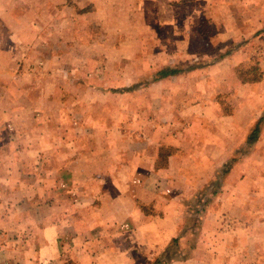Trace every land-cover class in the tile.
I'll list each match as a JSON object with an SVG mask.
<instances>
[{
	"label": "rangeland",
	"instance_id": "1",
	"mask_svg": "<svg viewBox=\"0 0 264 264\" xmlns=\"http://www.w3.org/2000/svg\"><path fill=\"white\" fill-rule=\"evenodd\" d=\"M152 2L0 0V161H28V170L48 175L45 185L59 192L82 186L88 174L96 178L92 184H106L115 145L113 161L121 166L131 158L154 161L153 173L161 174L151 182L168 191L157 210L145 206V212L162 213L164 198L180 196L179 234L148 261L165 264L188 253L180 240L188 228L192 248L206 235L208 220L228 223L217 210L229 216L245 206L254 209L249 220L264 216V121L258 139L246 143L264 117V19L242 26L252 36L215 47L196 36L200 0ZM103 3L112 12L102 11ZM188 13L195 18L189 25ZM185 31L194 38L189 49L181 43ZM241 44L246 51L236 54ZM169 68L179 71L161 77ZM215 133L222 145L202 143ZM61 169L81 181L52 182ZM150 169H135L139 183ZM12 198L0 195V207ZM51 207L36 215L55 213ZM5 211L4 220L11 213ZM26 232H18L21 245Z\"/></svg>",
	"mask_w": 264,
	"mask_h": 264
},
{
	"label": "crops",
	"instance_id": "2",
	"mask_svg": "<svg viewBox=\"0 0 264 264\" xmlns=\"http://www.w3.org/2000/svg\"><path fill=\"white\" fill-rule=\"evenodd\" d=\"M153 1L158 5V0ZM186 1L188 5L193 3L192 0ZM200 5L202 14L199 22L202 26L196 30V36L210 46H225L226 42L236 44L239 40L248 38L247 36H252L250 29L242 26L264 19V0H200ZM101 10L112 12L108 11L111 10L110 5L107 8L105 3ZM188 11L186 7V12ZM238 13L243 17L240 18ZM191 17L189 13L186 14L185 21L188 25L195 22V18ZM206 30L210 32L207 34ZM189 34L186 31L183 34L181 43L185 49H189L194 42L192 34ZM226 36L231 39L226 41ZM236 48H240L236 54L245 50L242 44ZM215 134L216 136L208 135L210 141L202 140V143H212L217 147L222 145L218 133ZM116 150L115 145L110 151L113 160ZM129 156L132 157L131 153ZM113 160L108 161L110 167L104 175L106 184L103 185L98 181L92 184L96 178L91 174L83 178L82 186L75 185V181L80 182L82 179L75 171H54V178L59 180L52 179V182H63L66 177L73 181V188L69 192L55 191L51 189L53 186H46L49 176L33 174L28 170V161H9L7 165L5 161H0V172H3L0 177V195L13 197L12 202L0 207V264H18V260L22 264H141V255H144L143 264H149L153 254L164 252L172 238L179 234L180 223L176 215L180 196L164 198V204L160 205L162 213L145 212V206L155 208V203L167 194V189L160 193L157 186H154L157 182H151V175L157 177L161 172L153 173L155 163L152 160L133 161L131 158L130 161H124L122 166L121 161ZM38 162L33 161L36 170L38 168L35 163ZM138 167H151L152 170L147 175L143 174L144 180L141 183L138 181L142 174L135 172ZM128 169L130 173L126 172ZM43 207H51L56 212L37 216L36 212ZM242 208L230 210L229 216H223L217 210V214L223 220L227 219L228 223L208 220L206 235L196 247L190 248L193 234L192 229L188 228L190 230L185 231V236L180 237L187 245L188 253L181 258H171L165 264H264V223L258 224L264 222V216L249 220L254 209L245 206ZM5 210L11 213L10 218L4 220ZM18 213L23 214L17 215ZM22 221H27V225L20 224ZM224 227L232 232L231 235L225 232ZM22 228L27 230L26 240L22 241L24 245L18 240V232ZM212 229L213 233L210 235ZM22 252L25 253L24 258L20 256Z\"/></svg>",
	"mask_w": 264,
	"mask_h": 264
},
{
	"label": "trees",
	"instance_id": "3",
	"mask_svg": "<svg viewBox=\"0 0 264 264\" xmlns=\"http://www.w3.org/2000/svg\"><path fill=\"white\" fill-rule=\"evenodd\" d=\"M179 70L177 69H163L160 71V76L161 77H165L168 75H172L176 72H178ZM262 121H264V117L260 118L254 125L253 129L250 131V133L247 136L246 139V143L247 144H251L254 143L257 139H258V134L260 131V124L262 123Z\"/></svg>",
	"mask_w": 264,
	"mask_h": 264
}]
</instances>
